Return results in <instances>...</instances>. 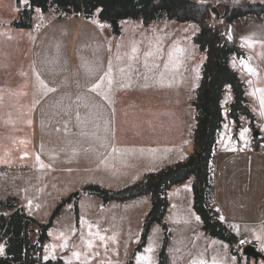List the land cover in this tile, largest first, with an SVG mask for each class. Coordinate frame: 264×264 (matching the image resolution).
<instances>
[{"label":"crops","instance_id":"obj_1","mask_svg":"<svg viewBox=\"0 0 264 264\" xmlns=\"http://www.w3.org/2000/svg\"><path fill=\"white\" fill-rule=\"evenodd\" d=\"M41 14L33 15L30 28H16L20 38L17 44L26 43L27 60L3 64L5 69L13 70V79L9 80L11 84L5 92L0 89V118L12 119L13 133L18 132L19 119H28L29 152L25 153L17 139L4 143L0 124V183L4 178L13 181V186L0 194V200L13 197L16 206L40 221L30 209L37 207L41 199L55 198L50 205L52 211L62 199L78 192L54 218L42 244L43 250L48 231L57 225L65 208L73 211L69 227L65 228L69 231H79L89 225L92 229H112L122 222L128 210L140 204L144 205L145 217L150 208L148 195L102 203L99 197L81 188L92 183L106 189H120L150 171L190 155L195 123L190 101L200 78L187 88L179 86L183 94L180 100L166 107L164 63L139 61V55H143L141 50L132 57V44L142 42L147 46V43L138 35L124 34L122 20L118 22L116 34L109 23L96 18L57 16L49 11ZM132 21L143 26L142 32L151 33L162 20L147 26L139 19ZM240 59H246L245 52ZM230 61L231 55L229 65ZM109 65L113 80L110 102L88 90L108 72ZM252 68L258 77L253 83L244 82L240 71H235L245 84V97L255 117V128L251 129L248 119L240 115V127L233 137L235 123L228 114L232 100L229 86H225L220 102L224 122L214 157L212 203L220 212L219 218L223 217L222 221L239 240L245 244L253 241L260 247L264 245V155L256 149L258 143H264V117L260 115V93H252L264 89V61ZM36 76L55 91L43 94ZM149 93L161 97L148 102L145 99ZM243 128L248 129L246 146L240 139ZM37 156L44 168L37 163ZM192 181L193 177L167 191L169 205L164 219L170 226L189 228L192 233L203 232L192 208ZM29 201L31 208H28ZM11 211L0 208V213L6 212L5 215ZM82 218L84 224H81ZM35 236L30 235L31 242L36 240ZM42 250L41 258L45 261ZM66 253L58 250L54 259L47 260H60L54 264L85 261L67 260ZM99 261L96 250L89 252L88 264Z\"/></svg>","mask_w":264,"mask_h":264},{"label":"trees","instance_id":"obj_2","mask_svg":"<svg viewBox=\"0 0 264 264\" xmlns=\"http://www.w3.org/2000/svg\"><path fill=\"white\" fill-rule=\"evenodd\" d=\"M17 18L11 21L14 28H30L35 10L40 13L52 11L57 16L72 15L86 20L98 19L109 23L118 34V22L139 19L145 26L160 19L177 22H192L198 26L194 43L204 53L201 76L190 101L194 109L193 152L185 159L176 161L155 171H150L140 180L120 189H106L97 184H85L81 190L99 197L102 203L110 200L124 202L142 195L150 198V208L142 221L139 243L134 251L144 245L148 230L153 223L160 225L163 231L162 246L158 254V263L164 264L163 254L169 240V226L164 214L169 205L167 191L174 185L184 183L193 177L192 208L200 219V229L210 238L224 241L229 253L239 262L241 245L232 230L219 218V210L213 206L214 157L218 136L224 118L221 100L225 86H229L232 100L228 113L234 121V133L240 127V115L249 121V127L255 128V117L248 107L245 97V84L238 73L229 65V56H244L232 32L235 20L247 15L264 16V5L245 3L225 6L218 18L221 28L211 23V5L209 0H27L22 6L20 0H14ZM30 5V6H29ZM204 189L201 198L199 189ZM71 200L62 199L51 211L46 222L37 221L16 206L13 197L0 200V208L12 210L5 215L0 213V242L4 243L5 254L0 255V264H54L60 260H42V244L47 238V230L52 225L63 205ZM77 217V206L74 203ZM38 228L34 242L30 234ZM254 245L253 243H251Z\"/></svg>","mask_w":264,"mask_h":264},{"label":"rangeland","instance_id":"obj_3","mask_svg":"<svg viewBox=\"0 0 264 264\" xmlns=\"http://www.w3.org/2000/svg\"><path fill=\"white\" fill-rule=\"evenodd\" d=\"M209 2L211 8H216L218 12V17L212 12L210 19L211 23L215 24L218 28H221L218 18L223 13L225 6L245 3H259L264 5V0H209ZM17 10L18 7L14 0H0V89H3V91L11 84L10 82L13 79V70L5 69L3 64L23 62L28 57L27 53H25L26 43L21 41V43L17 44L20 38L18 37L16 28L11 26V21L17 18ZM49 12L50 14H54L52 11ZM33 15L41 16L42 14L35 10ZM160 20L162 21L153 27L151 33L142 32L144 29L143 26L132 20H122V27L124 34L132 36L138 35L143 37L144 43H147V46H143L142 42L132 44V51L136 49L132 53V57L141 50L143 51V55H139V61L154 64L157 62L164 63L165 92L163 93L165 106L168 107L173 104L174 100L177 103L183 95L179 91V86L187 88L197 78H200L204 53L200 52L194 43V38L198 31L196 24L192 22H177L165 18ZM232 32L236 37L237 43L246 53V59L242 60L232 54L230 66L234 70L238 69L240 71L244 82L253 83L258 77L256 75H249L244 71L242 65L248 64L252 67L259 61H264V16L256 17L247 15L244 18L237 19L232 26ZM249 42H251V47L248 46ZM169 52L172 53L171 59L168 55ZM158 96L160 99L161 95L149 93L146 95L147 99L145 100L150 102L154 98L156 100ZM19 120L18 132L13 133L11 132L12 119L0 118V124L3 125L4 131V143L7 144L17 139L23 144L22 147H24L25 153H27V151L29 152L27 145L28 119L21 118ZM4 147L6 148L8 146L5 145ZM3 180L4 183L2 181L0 183V194L6 188L13 186L11 183L13 181H10L9 178H4ZM70 198H73V196L71 195ZM54 200V197L47 196L41 199V203L37 207L34 206L31 208L28 205V208L34 210V215L37 219L46 221L51 211L50 205ZM89 207L92 208L90 204ZM137 207H132V209L128 210L122 222L118 225L116 224L112 229H89V227L84 226L79 231L65 229L69 227L68 224L70 223L71 217H73V211L65 208L59 216L57 225L48 231V239L43 245L42 257L44 258L47 255L48 258H51L55 256L58 250H66L65 259L77 261L73 256V252H79L81 253L79 260H85L89 252L96 250L100 259L97 264H138V256H149L151 258V264H159L158 254L162 246L163 238V231L159 224H151L144 245L140 250L134 251V247L140 240L143 215L145 212L144 205L140 204ZM168 226L170 235L163 254L164 264H193L194 261L201 259L205 264H213V260L216 261V264H264V261L261 259L254 261L251 257L247 258L242 254V247L247 243L241 245V257L238 262L236 258L233 260V256L229 253L228 245L224 241L210 238L207 235L204 236L201 231L192 233L191 229H183L175 224L172 226L168 224ZM89 231L93 235H89ZM97 231L106 237H114L115 242L112 239H108L105 245H101L94 235ZM37 232L38 228L34 227V231L31 234L36 235V238ZM74 235H77V237ZM65 240H67V247L61 248ZM88 240L93 241L94 246L91 249L87 247L86 242ZM251 243L253 241L248 242V244ZM253 246L264 255V245L259 247L257 244H254ZM149 247L152 248L151 252L146 251ZM83 250H85L84 253H82Z\"/></svg>","mask_w":264,"mask_h":264},{"label":"snow or ice","instance_id":"obj_4","mask_svg":"<svg viewBox=\"0 0 264 264\" xmlns=\"http://www.w3.org/2000/svg\"><path fill=\"white\" fill-rule=\"evenodd\" d=\"M20 3L21 4H27V0H20ZM37 12H39V9H37ZM248 46L249 47L252 46L251 42H249ZM135 51H136V49H133V52H135ZM168 55H169V58L171 59L172 53L169 52ZM242 67H243L244 71H246L249 75H255V71L250 65L243 64ZM121 71H123V69H121ZM36 80L38 82L39 88L43 90V94H47L48 92L55 91V89L49 88L46 84L43 83V81H40L39 76H36ZM112 85H113V80L111 78V65H109L108 72H106L105 75L102 76L100 78V80L97 83L93 84L88 90L90 92L96 93L97 95H99L105 101H109L110 102L109 93L112 90ZM256 93H260V96H259L260 115L262 117H264V89H256L255 93H252V94L255 95ZM262 131H264V128H262ZM247 132H248V129H246V128H243L240 131V139L244 141L245 146L247 145V140L245 139V134ZM233 150H235V149H233ZM113 151H116V149H113ZM21 158H23V157H21ZM36 161H37V163L39 164V166L41 168L45 167V165L40 162L39 156L36 157ZM187 187L188 186H186V188ZM188 190H190V189H188ZM28 204H29V206H31V201H29ZM220 219L223 220V217H220ZM197 220H199V217H197ZM84 223H85V221L82 218L81 219V224H84ZM88 227H89V229H91L92 225H89ZM61 235H63V234H61ZM89 235H93V233L91 231H89ZM94 235H95L96 240H98L101 245H105L106 241L108 239H112L113 242H115V238L114 237H106L104 235H101V233L99 231L95 232ZM256 239L259 240L260 237L257 236ZM239 243L240 244H244L245 241L244 240H240ZM86 244H87V247L89 249L93 248V246H94L92 240H88L86 242ZM64 247H67V240H65V243L61 245V248H64ZM146 251L147 252H151L152 248L149 247V248L146 249ZM4 254H5V246L3 244H0V255H4ZM97 255H98V253H97ZM73 256L77 260H79L80 256H81V253L73 252ZM54 258L55 257H53V259ZM44 259L47 260L48 256L46 255L44 257ZM233 260H235V257H233ZM137 261H138V264H151V258L149 256H138L137 257ZM83 264H88V257L87 256L85 257V261L83 262ZM193 264H205V262L201 259L199 261H194ZM213 264H216L215 260H213Z\"/></svg>","mask_w":264,"mask_h":264},{"label":"water","instance_id":"obj_5","mask_svg":"<svg viewBox=\"0 0 264 264\" xmlns=\"http://www.w3.org/2000/svg\"><path fill=\"white\" fill-rule=\"evenodd\" d=\"M211 11L218 17V12L216 8H212ZM199 192L201 194V198L203 199L204 197V189L200 188ZM78 195V192L75 191L72 193L73 197H76ZM242 254L249 258L251 257L254 261H257L258 259H261L264 261V255L258 251L252 244H246L242 247Z\"/></svg>","mask_w":264,"mask_h":264},{"label":"built area","instance_id":"obj_6","mask_svg":"<svg viewBox=\"0 0 264 264\" xmlns=\"http://www.w3.org/2000/svg\"><path fill=\"white\" fill-rule=\"evenodd\" d=\"M256 151L259 154L264 155V143L263 142L258 143Z\"/></svg>","mask_w":264,"mask_h":264}]
</instances>
